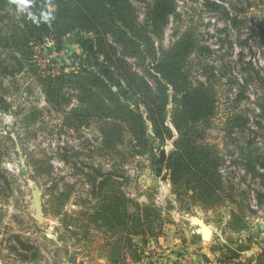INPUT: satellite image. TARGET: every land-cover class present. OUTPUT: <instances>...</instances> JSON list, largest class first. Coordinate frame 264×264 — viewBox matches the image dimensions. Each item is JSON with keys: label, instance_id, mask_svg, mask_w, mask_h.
Segmentation results:
<instances>
[{"label": "rangeland", "instance_id": "rangeland-1", "mask_svg": "<svg viewBox=\"0 0 264 264\" xmlns=\"http://www.w3.org/2000/svg\"><path fill=\"white\" fill-rule=\"evenodd\" d=\"M151 2L132 0L140 21ZM175 2L176 15L162 40L153 39L168 50L190 33L196 41L193 80L207 82L206 75L215 76L217 109L205 140L224 160V200L206 210L191 198L192 192L183 201L173 194L163 169L172 141L143 156L137 152L135 158H113L99 149L95 124L68 128L64 114L47 103L35 70L70 71L82 64L123 98L124 82L97 54L95 37L82 32L47 42L38 48L32 66L22 70L10 49L19 16L8 11L0 15V264H109L105 231L86 221L93 206L84 176L90 170L87 165L124 174L119 181L126 197L161 213L159 237L148 238L147 247L142 238H135L143 264H229L227 255L239 257L231 264H256L264 251V37L258 26L264 21V2ZM76 105L74 101L72 107ZM234 114L247 126L232 130ZM127 147L121 148L128 152ZM35 186L43 191L44 221L36 218L33 208ZM61 193L70 199L59 211L51 202ZM234 212L244 219L245 230L232 227ZM191 216L213 229L211 242L200 240L198 228L188 221ZM23 244L31 249L25 251Z\"/></svg>", "mask_w": 264, "mask_h": 264}, {"label": "trees", "instance_id": "trees-1", "mask_svg": "<svg viewBox=\"0 0 264 264\" xmlns=\"http://www.w3.org/2000/svg\"><path fill=\"white\" fill-rule=\"evenodd\" d=\"M175 3L152 0L144 21L132 0H0V15L13 11L19 16L10 49L11 59L22 70L32 66L38 48L47 42L58 43L76 32L93 35L97 54L124 82L125 97L98 72L81 64L70 71L35 70L47 103L64 114L70 129L95 124L101 137L99 149L113 158L126 154L135 158L137 152L143 156L172 141L163 169L173 194L183 201L192 192L191 198L208 210L224 200L226 191L221 174L224 160L205 140L217 109L215 76L206 75L207 82L193 80L196 41L190 33L182 34L168 50L157 47L153 37L162 40L170 18L176 15ZM258 26L264 37V21ZM74 101L77 105L72 107ZM229 122L232 130L247 126L238 114ZM125 146L128 152L121 148ZM87 166L90 170L84 176L93 204L87 223L105 231L109 264H127L129 257L137 264L143 251L135 238H142L147 247L148 238L159 237L161 213L153 205L126 197L119 181L124 174ZM52 198V206L60 211L70 195ZM231 225L237 231L246 229L236 212ZM23 248L31 249L24 244ZM237 259L226 256L229 264ZM256 264H264V251Z\"/></svg>", "mask_w": 264, "mask_h": 264}, {"label": "water", "instance_id": "water-1", "mask_svg": "<svg viewBox=\"0 0 264 264\" xmlns=\"http://www.w3.org/2000/svg\"><path fill=\"white\" fill-rule=\"evenodd\" d=\"M168 189V186H166ZM33 208L36 211V218L40 221H44V212H43V191L39 186H35L33 190ZM188 221L192 227L198 228L199 238L202 242H211L214 231L213 229L206 223V221L198 216L188 217ZM56 240L55 237H53Z\"/></svg>", "mask_w": 264, "mask_h": 264}, {"label": "built area", "instance_id": "built-area-1", "mask_svg": "<svg viewBox=\"0 0 264 264\" xmlns=\"http://www.w3.org/2000/svg\"><path fill=\"white\" fill-rule=\"evenodd\" d=\"M144 263V261H143V259H141L137 264H143Z\"/></svg>", "mask_w": 264, "mask_h": 264}, {"label": "crops", "instance_id": "crops-1", "mask_svg": "<svg viewBox=\"0 0 264 264\" xmlns=\"http://www.w3.org/2000/svg\"><path fill=\"white\" fill-rule=\"evenodd\" d=\"M136 239H137V238H136ZM136 239H135V240H136ZM160 241H161V239H159V242H160ZM174 246H175V245H174Z\"/></svg>", "mask_w": 264, "mask_h": 264}]
</instances>
